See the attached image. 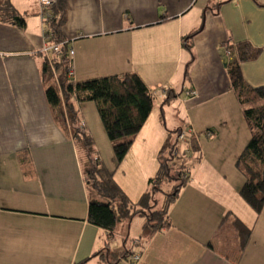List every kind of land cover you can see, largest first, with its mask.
Masks as SVG:
<instances>
[{
  "label": "crops",
  "instance_id": "obj_1",
  "mask_svg": "<svg viewBox=\"0 0 264 264\" xmlns=\"http://www.w3.org/2000/svg\"><path fill=\"white\" fill-rule=\"evenodd\" d=\"M9 1L26 25L0 21V264H264V208L256 212L240 194L245 175L237 161L250 130L231 87L224 46L249 42L260 48L242 71L251 86H264V0H67L63 32L74 50V81L133 72L154 98L119 165L123 177L141 176L136 186L116 180L132 202L149 189L172 130L186 133L183 152L178 147L175 154L187 156L190 178L169 208L170 226L144 248L140 237L130 245L121 231L130 232L140 219L141 234V216L121 223L113 238L89 222V202L104 198L90 191L80 151L46 95L48 23L39 0ZM190 90L196 94L188 95ZM173 100L186 117L174 128L165 113ZM85 102L78 104L80 126L94 140V126L101 130L115 166L98 103L84 111ZM105 247L130 254L116 263L93 257Z\"/></svg>",
  "mask_w": 264,
  "mask_h": 264
},
{
  "label": "trees",
  "instance_id": "obj_2",
  "mask_svg": "<svg viewBox=\"0 0 264 264\" xmlns=\"http://www.w3.org/2000/svg\"><path fill=\"white\" fill-rule=\"evenodd\" d=\"M51 20L47 21L51 34L48 43L59 45V53L54 56V66L60 80L62 95L55 81L49 62L45 59L42 74L46 86V95L51 105L54 117L60 127L72 137L79 149L81 143L89 147L93 141L81 126V115L78 104L85 101H95L99 106V116L106 135L110 139L117 166L126 158L135 138L147 122L153 108L154 98L149 86L140 75L133 72L113 75L87 82L77 83L68 77V69L72 65L69 56V43L64 35L63 26L67 22V0H56L49 8ZM0 21L24 28L25 17L9 0L0 1ZM193 35V34H192ZM191 35V36H192ZM188 36L186 40L190 39ZM230 51L228 74L236 96L244 106V116L250 130V139L237 161V166L245 175V182L240 190L243 200L256 212L264 208V86L253 87L244 78L242 64L258 58L261 49L249 42L236 45L224 44ZM181 129L178 130L179 134ZM172 133L164 143L158 155L159 167L156 174L149 179V189L140 199L132 202L124 190L114 180V172L109 171L95 157L94 165L84 167L85 180L92 193L103 196V200L92 198L89 202L88 220L93 225L107 231L113 238L121 223L129 224L136 216L144 218L140 238L141 248H144L157 232L168 228L170 206L175 202L181 189L190 178V170L183 158L179 160L177 144H173ZM192 147H197L195 138L191 140ZM170 147V148H169ZM170 149L168 157L166 151ZM80 151V150H79ZM93 162V160L91 159ZM173 171L177 175H173ZM179 180L174 186L163 191V200L154 199V193L162 191L163 183ZM167 186V185H166ZM156 206H159L157 208ZM238 222V221H237ZM243 236V240L245 235ZM126 249L113 252L105 247L94 256H101L110 263H116L121 258L128 257Z\"/></svg>",
  "mask_w": 264,
  "mask_h": 264
},
{
  "label": "rangeland",
  "instance_id": "obj_3",
  "mask_svg": "<svg viewBox=\"0 0 264 264\" xmlns=\"http://www.w3.org/2000/svg\"><path fill=\"white\" fill-rule=\"evenodd\" d=\"M89 103H95L94 101H88V102H85L83 103V109L84 111H86V108L89 107L88 105H90ZM159 107V106H158ZM95 109H97V111L99 110V106L97 105L95 107ZM175 111V112H173ZM165 113H166V118H167V121L169 124L172 123V126L173 128L176 126H179V124L181 123V121L183 120H186V117L185 115L181 113V111L179 110V106L177 104V102H175V100L172 101V104H171V107L170 109H167L165 110ZM175 113V114H173ZM177 117H179V120H177ZM164 119L165 117L162 118V125L164 123ZM176 121V122H173ZM174 123V125H173ZM94 124V123H93ZM97 124V123H95ZM104 129V128H103ZM187 129V128H186ZM178 128H174L172 130V135H173V144H177V148L180 147L181 151L183 152V148L184 146L186 145V142L183 141L179 138V132H178ZM94 135L95 136V140L93 139L92 137V133L91 132H87L88 135L92 138V141L93 143L89 146V147H85L83 144L79 143L78 146H79V150H80V154H81V157L83 159V166H87V168H90L94 165V163L97 164V162L94 160L95 157L99 156L102 154V156H104L106 158L105 161H102L101 164H103L109 171L111 172H116V174L113 175V178L114 180H123L124 182H126L127 184L129 185H134L135 186L138 184L139 182V178L141 179V176L140 177H135L133 176L134 174H136V172L134 173H131V174H128L126 175L125 177H123V175L121 174V171H122V165L121 166H117V165H112L111 164V161L108 160V155H107V144L105 142V139L103 137V133L101 132V130L99 131L95 126H94ZM106 133V132H105ZM106 135V134H105ZM106 139H108L110 141V139L108 138V136L106 135ZM96 142V143H95ZM170 148V147H169ZM168 148V150L166 151V154L168 157L170 156V149ZM99 149L102 150L101 154L98 152ZM187 156H185L183 153L179 155V160H181L183 158V160L186 159ZM91 159L93 160V162L91 161ZM133 165V166H136V164L131 161L129 162V165ZM141 175V174H140ZM173 175H177L175 174V172L173 171ZM178 183L179 180H171L170 182H168L169 184H166V183H163L164 185L160 186V188L162 189V191H158V192H155L154 193V199L155 200H159V206H160V202L162 200V197H163V191H166L167 192V189H170L169 187H172L175 185V183ZM167 185V186H166ZM100 199V197H98ZM159 206H156L157 208H159ZM140 218V216L138 217ZM143 218V217H142ZM140 221V219H136L135 222H134V225L132 226L130 232H128L126 230H124V228L121 230L124 234L125 237H129V241L128 243L130 245H134L133 243L138 240V238L140 237V232L138 231L139 229L136 228V225L138 224V222Z\"/></svg>",
  "mask_w": 264,
  "mask_h": 264
},
{
  "label": "built area",
  "instance_id": "obj_4",
  "mask_svg": "<svg viewBox=\"0 0 264 264\" xmlns=\"http://www.w3.org/2000/svg\"><path fill=\"white\" fill-rule=\"evenodd\" d=\"M39 2H40V5H41V8H42V15H43L45 21L47 22V21L51 20L52 16H51L49 8H50V6H52L56 2V0H39ZM50 36H51L50 32L46 31L45 32V38L47 40V44L43 48V52L45 54V57H46L47 61L49 62L51 70H52V72L54 74L55 81H56V83H57V85H58V87L60 89L61 97L63 99L60 80H59V77H58L57 70H56V68L54 66V60H53L54 56L59 53V45L56 44V43H48V40L50 39ZM225 53H226L227 57L231 56L229 50L226 49ZM73 54H74L73 48H69V56L71 57V59L73 57ZM74 73L75 72H74L73 65H71V67L68 69V77L70 79H73L74 78ZM187 94L193 96V95L196 94V92L193 91V90H190V91H187ZM189 132L192 135H195V131H194L193 128H190ZM179 138L181 140L186 139V133L184 131H181V133L179 134ZM139 258H140V255H135L134 256L135 260H139Z\"/></svg>",
  "mask_w": 264,
  "mask_h": 264
}]
</instances>
